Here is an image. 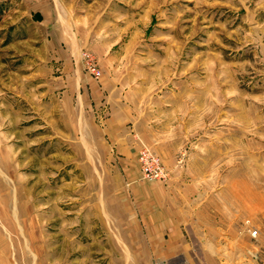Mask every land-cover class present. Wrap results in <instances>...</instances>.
I'll return each mask as SVG.
<instances>
[{
  "label": "rangeland",
  "instance_id": "obj_1",
  "mask_svg": "<svg viewBox=\"0 0 264 264\" xmlns=\"http://www.w3.org/2000/svg\"><path fill=\"white\" fill-rule=\"evenodd\" d=\"M141 192L264 264V0H0V264H160Z\"/></svg>",
  "mask_w": 264,
  "mask_h": 264
},
{
  "label": "crops",
  "instance_id": "obj_2",
  "mask_svg": "<svg viewBox=\"0 0 264 264\" xmlns=\"http://www.w3.org/2000/svg\"><path fill=\"white\" fill-rule=\"evenodd\" d=\"M115 119L107 123L113 133L123 126L120 119ZM136 200L133 192V196L129 198V206H138ZM136 229L141 230V245L155 248V260L160 264H211L203 251L196 255L191 253V248L195 247L208 249L209 242L195 236L188 237L185 234L186 226L170 219L157 194L150 198L141 192V227Z\"/></svg>",
  "mask_w": 264,
  "mask_h": 264
},
{
  "label": "built area",
  "instance_id": "obj_3",
  "mask_svg": "<svg viewBox=\"0 0 264 264\" xmlns=\"http://www.w3.org/2000/svg\"><path fill=\"white\" fill-rule=\"evenodd\" d=\"M84 57L88 62V70L97 75L96 72H93L90 56L85 54ZM137 163L141 179L161 180L164 177L163 168L158 157L143 146H141V149L138 151Z\"/></svg>",
  "mask_w": 264,
  "mask_h": 264
}]
</instances>
